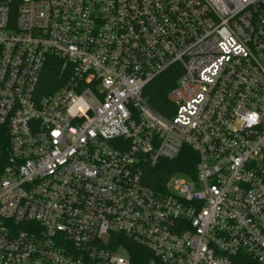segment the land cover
I'll list each match as a JSON object with an SVG mask.
<instances>
[{
	"label": "built area",
	"instance_id": "obj_1",
	"mask_svg": "<svg viewBox=\"0 0 264 264\" xmlns=\"http://www.w3.org/2000/svg\"><path fill=\"white\" fill-rule=\"evenodd\" d=\"M0 264H264V0H0Z\"/></svg>",
	"mask_w": 264,
	"mask_h": 264
},
{
	"label": "trees",
	"instance_id": "obj_2",
	"mask_svg": "<svg viewBox=\"0 0 264 264\" xmlns=\"http://www.w3.org/2000/svg\"><path fill=\"white\" fill-rule=\"evenodd\" d=\"M59 70L50 65L44 81L47 85L59 86ZM177 74L170 70L157 77L146 88L144 95L152 108L161 114H166L168 106L167 93L176 85ZM196 156L189 148H183L181 154L173 161H161L154 168L145 166L143 168V180L152 189H158L160 183L166 181L174 173H193Z\"/></svg>",
	"mask_w": 264,
	"mask_h": 264
}]
</instances>
